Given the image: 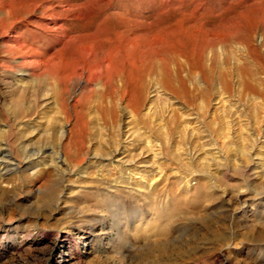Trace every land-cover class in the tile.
I'll list each match as a JSON object with an SVG mask.
<instances>
[{
	"label": "rangeland",
	"instance_id": "obj_1",
	"mask_svg": "<svg viewBox=\"0 0 264 264\" xmlns=\"http://www.w3.org/2000/svg\"><path fill=\"white\" fill-rule=\"evenodd\" d=\"M0 264H264V0H0Z\"/></svg>",
	"mask_w": 264,
	"mask_h": 264
},
{
	"label": "bare ground",
	"instance_id": "obj_2",
	"mask_svg": "<svg viewBox=\"0 0 264 264\" xmlns=\"http://www.w3.org/2000/svg\"><path fill=\"white\" fill-rule=\"evenodd\" d=\"M84 82V81H83Z\"/></svg>",
	"mask_w": 264,
	"mask_h": 264
}]
</instances>
